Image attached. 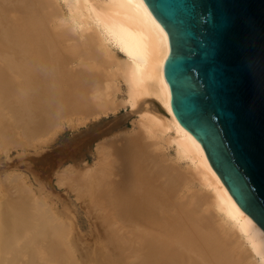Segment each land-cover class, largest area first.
I'll return each mask as SVG.
<instances>
[{"label": "bare ground", "instance_id": "bare-ground-1", "mask_svg": "<svg viewBox=\"0 0 264 264\" xmlns=\"http://www.w3.org/2000/svg\"><path fill=\"white\" fill-rule=\"evenodd\" d=\"M167 56L166 35L142 0H0L5 154L42 148L50 131L56 137L55 130L76 129L120 105L136 118L130 137L121 131L114 147L94 144L101 147L94 146L92 164L80 160V167L51 175L57 188L91 202H85L90 213L84 208L100 220L93 224L95 250L85 248L71 218L53 212L42 191L34 199L27 176L10 171L9 182L3 180L9 192L24 196L18 198L22 239L15 235L22 242L6 230L0 197V264H264V232L236 205L171 110ZM117 93L124 96L118 103ZM15 133L19 139L10 145ZM32 162L41 168L50 161L41 155ZM6 198L11 203L8 192Z\"/></svg>", "mask_w": 264, "mask_h": 264}, {"label": "water", "instance_id": "water-1", "mask_svg": "<svg viewBox=\"0 0 264 264\" xmlns=\"http://www.w3.org/2000/svg\"><path fill=\"white\" fill-rule=\"evenodd\" d=\"M166 35L178 123L264 232V0H142Z\"/></svg>", "mask_w": 264, "mask_h": 264}, {"label": "rangeland", "instance_id": "rangeland-1", "mask_svg": "<svg viewBox=\"0 0 264 264\" xmlns=\"http://www.w3.org/2000/svg\"><path fill=\"white\" fill-rule=\"evenodd\" d=\"M120 96V97H119ZM123 95L121 94V93H117V95H116V103H118V102H120L122 99H123ZM122 98V99H121ZM119 100V101H118ZM130 111H129V108L126 106V107H124V105H120L119 106V108L116 110V112L114 111V113L113 112H111V111H108L105 115H100L97 119H92L90 122L89 121H87L86 122V124L85 125H82V126H79V127H77L76 129H73V130H70V129H68V128H64V127H62L61 129V133L59 132V130H55V135H56V137L53 135L54 133H52V132H54V131H50V135H51V137H49V139L51 138V141L49 140V139H47L48 138V136L47 137H44L45 138V140L43 139V138H41L40 140H39V142L41 141V142H45L46 141V139L48 140V141H46L44 144H47L46 146H44V147H42V148H39V149H32V148H29V149H26V150H22V149H10L11 151H9V153L8 154H5V152H4V150L3 149H5V148H3V147H5V144L6 143H4V141H5V139L3 138V137H0V139L1 138H3V139H1L0 140V182L3 184H1L0 183V185H2V186H0V197H2L3 198V200H2V203H1V205L5 208V213H6V217H5V215H4V217H5V220H6V226H8V229H6V230H8V232L10 233H12L13 231L12 230H14V232L16 233H12V236L14 235H21L20 233H22V230H20L21 229V226H20V221L24 218L22 215H24V207L22 206V208H21V206L20 205H22V204H19V202H22V198L21 197H23L24 198V196H23V193H21L22 194V196H21V194H20V196H19V192H17V194H18V196H16L15 194L16 193H14V191L15 190H13V194L15 195V197H17V198H15L14 196H13V194H11L9 191H12V187H10L8 184H6V183H8L9 182V180H6V179H9V178H6L7 177V175H5L6 173H9L10 171L12 172V171H17V172H19V173H22L23 175H24V177L25 176H27V179H26V181L24 182V184H25V187H27L28 185H32L31 187L30 186H28V188L30 189L31 188V190L30 191H32L33 189H34V187L36 188V189H34L35 190V194L33 195L32 194V196L34 197V199H36L37 198V196H36V194H39V196H38V198H40L41 196L44 198V200L48 203L47 205H49L50 204V202H52V204H50L49 206H51V205H53L52 206V208H53V212L54 211H57V210H59V212H60V215L61 216H65V215H63V214H66L67 216H65L64 217V219H66L68 216H69V218H71V222H72V226L74 225L75 226V228H74V226H73V231H77V234H76V231H75V233H73L74 235H76L77 237H79V240L83 243V245L85 246V248H87L88 250H90L91 252H93L95 249L94 248H96L97 246H98V243H99V241H97V240H99L98 238H97V236H95V231H94V229H93V227H94V222L95 221H93V219H92V217H91V215H89V214H87V213H90V212H88L89 210H87L88 208H89V206L86 204V203H89V201H87L88 199L87 198H85V199H87V200H85V202H84V198H83V203L84 204H82V202L81 201H77V197H76V199H75V197H73V193H74V191H72L71 190V192H73V193H70L69 191H70V189L69 188H67L66 190H65V187H58L57 188V186H56V181H55V177H53V176H55V174H53V173H56L57 171H60L62 168H64L65 166L67 167V166H69V165H73V164H75V163H78L79 162V167L81 166V164H80V162H82V161H80V160H86L89 164H92V162L94 161L93 159H95V156H96V147H98L100 144H101V142H104V143H102V145H103V147L105 148V146L108 148V150H109V148H112V147H114L113 145V143L114 142H116V141H118V140H120L122 137H120V136H123V134L121 135V133H123V132H121V131H125L124 133H126L123 137H130V136H128L129 134H127V132H132V131H134L135 129H134V126L136 125L135 124V122H133L136 118L135 117H133V115L132 114H130L129 113ZM118 118V119H117ZM120 118V119H119ZM114 122V123H113ZM95 123V124H94ZM110 125H109V124ZM113 123V124H112ZM121 123V124H120ZM106 124V125H105ZM110 127H109V126ZM113 127H112V126ZM132 125V126H131ZM105 126V127H104ZM108 126V127H107ZM121 126V127H120ZM87 127V128H86ZM104 127V128H103ZM132 127V128H131ZM84 128H86V129H84ZM127 130H125V129ZM131 128V129H130ZM83 130V131H82ZM120 132H119V131ZM128 130H130V131H128ZM57 131V132H56ZM97 131V132H96ZM115 131H117V132H115ZM100 132V133H99ZM2 132H0V134H1ZM60 133V134H59ZM95 133V134H94ZM96 133H98L97 134V136H96ZM119 134L120 133V135L119 136H113V135H115V134ZM19 134V133H18ZM77 134V135H76ZM112 134V135H111ZM4 135V134H3ZM20 135V134H19ZM93 135H94V137H93ZM106 135V136H105ZM0 136H2V135H0ZM53 136V137H52ZM72 136H75V137H72ZM87 136V137H86ZM90 136V137H89ZM112 138H111V137ZM138 136V135H137ZM17 137V138H16ZM54 137H55V139H54ZM72 137V138H71ZM101 137H103V138H101ZM104 137H109L110 139H107V138H104ZM120 137V138H119ZM133 137H135V136H133ZM17 139V141H18V135H16V133H15V137L13 138V136L11 137V138H8L9 140H12V139ZM67 138H69V139H67ZM86 138L88 139V140H86ZM115 138V139H114ZM117 138V139H116ZM53 139V140H52ZM83 139H85V141L83 140ZM102 139H104V140H102ZM2 140H4V141H2ZM8 140V142L7 143H9L10 142V145H11V142L12 143H15V142H13V140L12 141H9ZM115 140V141H114ZM15 141V140H14ZM82 141V142H81ZM99 141H101V142H99ZM112 141V142H111ZM40 142V143H41ZM48 142H50V143H48ZM107 142V143H106ZM98 143H100L98 146H96V145H94V144H98ZM110 143V144H109ZM34 144H36V146L38 147V145H39V143H34ZM38 144V145H37ZM78 144V145H77ZM105 144H107V145H105ZM109 144V145H108ZM42 145V144H41ZM75 145V146H74ZM74 146V147H73ZM94 146H96L95 148H94ZM99 147H101V146H99ZM95 149V151H94V149ZM46 149V150H45ZM70 149V150H69ZM87 149V150H86ZM106 149V148H105ZM107 150V149H106ZM41 151V152H40ZM3 152V153H2ZM36 152V153H35ZM107 152V151H106ZM95 153V154H94ZM165 153H168V154H170L171 156H172V154H173V152H172V150H170V151H167V152H165ZM4 154V155H3ZM41 155H44V156H48L49 157V161L50 162H48L47 163V165H46V167L45 166H40L41 168H39V167H37L36 165H34L33 163L34 162H32L33 160L35 161L36 159H38ZM86 155V156H85ZM80 158V159H79ZM74 159V160H73ZM92 159V160H91ZM76 160V161H75ZM75 161V162H74ZM83 165V164H82ZM58 167V168H57ZM66 167L64 168V169H66ZM78 167V168H79ZM182 167V166H181ZM57 169V170H56ZM55 170H56V172H55ZM63 170V169H62ZM5 171V172H4ZM43 171V172H42ZM48 171V172H47ZM25 172V173H24ZM46 173V174H45ZM51 175H53V176H51ZM4 176V177H3ZM6 176V177H5ZM52 177V178H51ZM4 178H6V179H4ZM2 179V180H1ZM6 182H4V181ZM29 180V181H28ZM3 181V182H2ZM55 181V182H54ZM5 183V184H4ZM30 183V184H29ZM10 184V183H9ZM6 185V186H5ZM7 185H8V189L7 190H5L6 188H7ZM12 186V185H11ZM196 186H197V184H196ZM2 187H3V189H2ZM38 188V189H37ZM1 189H2V191H1ZM11 189V190H10ZM41 189V190H40ZM6 192H5V191ZM33 190V191H34ZM40 191V192H38V191ZM4 191V192H3ZM36 191L38 192V193H36ZM43 192V194H41V196H40V193H42ZM64 191H66V192H64ZM7 192H8V195L10 196H12V199H10L11 201V203H9V197L8 198H6V196H7ZM16 192V191H15ZM5 195H3V194ZM10 193V194H9ZM45 194V195H44ZM73 194V195H72ZM25 195V194H24ZM52 195V196H51ZM27 196V195H26ZM31 196V195H30ZM46 196H48L47 197V199H48V201L45 199L46 198ZM54 196V197H53ZM64 196V197H63ZM74 196H76V194L74 195ZM14 197V198H13ZM41 197V198H42ZM49 197L51 198V199H53V201H51V199H49ZM1 198V199H2ZM6 198V199H5ZM18 198H21V199H18ZM7 199H8V201H7ZM17 199V200H16ZM14 202H13V201ZM20 200V201H19ZM55 200V201H54ZM78 200H80V198L78 199ZM82 200V199H81ZM1 201V200H0ZM17 201H18V203H17ZM77 201V202H76ZM8 202V203H7ZM45 202V203H46ZM54 202V203H53ZM82 204L81 206H80V204ZM91 203V202H90ZM89 203V204H90ZM6 204V205H5ZM9 204V205H8ZM15 204V205H14ZM56 206H55V205ZM11 205V206H10ZM12 205H13V207H12ZM86 205V206H85ZM91 205V204H90ZM54 206L57 208H54ZM8 207V208H7ZM10 207V208H9ZM19 207V208H18ZM80 207V208H79ZM82 207V208H81ZM84 207H86V212H85V208ZM13 208H15V209H13ZM17 208H18V211L16 212V210H17ZM83 208H84V210H83ZM56 209V210H55ZM82 209V210H81ZM10 210V211H9ZM22 210H23V214H22ZM61 210V211H60ZM14 212V213H13ZM19 212H21V213H19ZM85 212V213H84ZM17 213H19L18 215H20V216H18L17 215ZM56 213V212H55ZM14 215H15V217H14ZM88 216V217H87ZM62 217V218H63ZM86 217H87V219H86ZM18 218V219H17ZM91 218V219H90ZM68 219V218H67ZM16 220H18V221H16ZM73 220V221H72ZM9 221V222H8ZM14 221L16 222V223H14ZM100 221V220H99ZM99 221H96V222H99ZM20 222V223H19ZM95 222V223H96ZM16 224H17V226H16ZM19 224V225H18ZM90 225H91V230H90ZM20 226V227H19ZM19 227V228H18ZM7 228V227H6ZM19 230H20V233H17V232H19ZM78 232H79V234H78ZM10 233V234H11ZM92 233H93V235H92ZM18 236V237H19ZM22 236V235H21ZM20 236V237H21ZM76 236H74V237H76ZM74 237L72 238V239H74ZM82 237V238H81ZM87 237V238H86ZM88 239V240H86V239ZM15 239L17 240L18 238H16V236H15ZM21 239H22V237H21ZM94 239V240H93ZM19 241L18 242H22L21 240H20V238L18 239ZM92 240V241H91ZM89 241L91 242V243H89ZM90 246V247H89ZM94 247V248H93ZM38 249H39V252H45V246L43 247V248H36L34 251L35 252H37L38 251Z\"/></svg>", "mask_w": 264, "mask_h": 264}]
</instances>
